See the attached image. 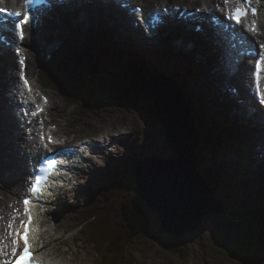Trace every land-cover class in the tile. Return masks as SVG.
<instances>
[{"label":"rangeland","instance_id":"374dc122","mask_svg":"<svg viewBox=\"0 0 264 264\" xmlns=\"http://www.w3.org/2000/svg\"><path fill=\"white\" fill-rule=\"evenodd\" d=\"M138 2L146 1V0H137ZM164 3L169 2L171 0H163ZM191 2L192 5H197L201 2H195L191 0H185ZM114 16V15H113ZM49 20L54 21L57 17L53 16L52 14L49 15ZM261 23V28H264V22ZM98 25L103 28L106 32H114L116 30V26L122 27L121 24L114 23L113 19L109 18L108 16H105V21L98 22L94 24L95 28L98 27ZM104 30H102L104 32ZM52 31V26L48 28L46 26V30L42 33L41 36H39L38 40L41 42H45L47 38H50ZM105 33V32H104ZM118 35H125L129 38V41L131 45L140 48L139 46L135 45L132 41L134 34H123L122 32H119ZM93 39H96L93 36ZM88 41H91L90 38H88ZM146 41H144L145 43ZM46 50L49 52V46L52 51L54 50V45L50 43V41H47ZM68 44L64 45V47H67ZM149 46H145L143 48H146ZM156 47L160 48H167L165 43L159 42ZM30 51V50H29ZM26 50V53L30 55V67L28 68V74L31 75L32 81L36 83V88L39 84V89H34L33 91L29 92L32 94L35 92L36 94L41 95L42 91L43 93H46L49 100L51 101V106L48 108L43 103L42 107H39L37 105V109L35 111V116L38 115L39 122L35 125V127H48L51 131L54 129V133L57 132L59 136L65 137L67 134L69 135V139L71 141V145L78 147L81 150L86 149L88 152H91L90 144L86 147H83L82 145L88 142H93L94 147H100L102 144H106V157L107 158H97L95 160H92L82 171H77L74 173L76 177L68 184L67 187V194L65 198H62V201H57V205L53 207L52 214L54 217L50 219L49 222L43 223L40 227V231H44V239L42 240L41 244V255L47 258L52 264H243L244 262L242 260L233 258V257H226L222 256L219 252V249L221 250L223 245H218L213 241V239L218 236V234L215 233L214 230H211V232H208L206 230V227L209 225L211 227H217L221 232H219L221 235L225 234L227 242L230 241L229 234L221 227L217 226L216 223L212 219H205L204 222L207 223V225L204 227V231L201 234L202 239V245L200 246L199 243H197L198 246L194 247L191 252L187 253L184 256H181L178 253H173L172 251H169L165 247H162L159 244V240L165 242L167 239H171V234H159V232L156 231V228L159 227L158 225H150L147 227L146 231H152L155 229L154 233H157L153 236H148L143 231L141 233L135 234L134 238L131 242V244L128 246V248H131L125 252L123 250L120 251L122 254V261L121 263H115L113 261V257H111L110 253L105 252V248L103 246V242L101 239V231L102 228H104L107 225V220H110L109 213H111V208L109 207V212H101L98 215V222L96 224L86 225L83 229H81L79 232H73L70 233V230L73 229V227L68 228L71 223L74 224V226H78V224L86 220L87 218L94 215L96 212H98L97 208L92 207V205L95 203L96 205H102V198H98L96 194L101 192L103 190V187L100 185V183L104 182H113L114 179H112L113 176L120 177L118 180L119 184H129L130 190H134V186L131 182L132 174L129 172V169L125 167V165L120 164L122 159L128 162V164H138L135 163V158L133 156L128 157L131 154H134L133 152H137L140 148V146L143 145L144 141V133L147 134L151 139L156 141H166V132L164 129H161L160 127L154 125L150 115L143 110L141 107H139L135 102L134 105H129L127 103V100L125 98L126 95L122 93L123 89H126L127 87L125 84L127 81H125L126 77H128V80H130L129 90L136 89L138 84L137 76L141 75L144 77L147 81H158L160 84H164V86H161L162 89H176V86L173 79H169V82H160L158 76L149 75L147 73H144L146 69L143 67V65L138 62L140 58L143 56H138L137 60L131 59L130 62H125L123 60V54H122V60L125 62L122 70V72H118V66L115 64V68H112V61L108 62L109 67L102 65L99 61L93 60L92 62V69L89 67V69L93 70V66L96 67V72L98 74L103 75V79L101 80V83L99 85L90 84V82L94 78V73L89 71L86 66V61L84 59L83 54H79L77 56L76 61L73 63H69L68 60H65L64 64L61 65L51 54L50 57L52 58L51 61H41L36 59V63L45 64V66L42 68V72L38 71L40 69L37 64L34 65L33 59H35L34 54L32 52H29ZM122 51L123 48H122ZM98 53V51H96ZM61 55H64L62 51H59ZM1 54V53H0ZM12 59L16 63V69L13 71V75L16 77L17 81L18 79V64L15 60V56L13 52L10 53ZM103 54V53H102ZM106 54V53H105ZM49 58V57H48ZM47 58V59H48ZM43 59V55H42ZM162 59L164 57L162 56ZM144 60V59H142ZM138 64L137 69L142 68V70H134L132 68V65ZM168 65V63H165ZM33 65V67H32ZM89 66V63H88ZM160 66L162 68H166L167 66L163 67L161 64ZM186 69L191 70L190 66H185ZM102 69L104 70H111L117 73L115 76H111L110 78L107 77V72H102ZM209 66H205V70H208ZM45 71V72H44ZM127 71L128 73H126ZM68 74V75H67ZM45 75H48L50 77L49 80H46V85H42L40 82L42 81L40 77H44ZM229 76V75H228ZM88 79H87V78ZM92 78V79H91ZM4 80H8L7 78L3 77ZM111 80L108 83L107 86H102L107 81ZM40 81V82H39ZM20 82V81H19ZM84 82H89L87 85L88 88L84 90ZM135 82V83H132ZM173 82V83H171ZM38 83V84H37ZM248 85V84H247ZM110 86L111 88H108ZM229 92H234L233 85H229L227 87ZM11 94L9 98H14V103L17 104L18 100L16 97V91L14 88H10ZM108 92L109 94H106L103 97V92ZM127 91V92H128ZM247 92L250 94L249 90ZM175 93L177 91L175 90ZM236 95H238L237 91L234 92ZM251 100L256 105L255 98L250 94ZM129 99L130 97L127 96ZM134 101L133 97H131ZM33 99L30 98V101ZM243 100V99H242ZM226 102H229V99H225ZM249 101V100H248ZM88 105V106H97L100 109L92 111L96 114L94 118L89 117L86 115L88 112L87 109H84L82 105ZM5 104L0 105V110L5 111ZM8 106V104H7ZM233 106V105H231ZM39 107V108H38ZM234 107V106H233ZM38 109H43V111H37ZM232 109V108H231ZM227 106H224L222 109L219 110L221 113H226L228 115L229 111L231 110ZM143 111L145 113L144 116H140V113L137 112ZM252 111H258L261 115L263 113L260 106H250L248 107V113L250 114ZM6 116V121L10 122L11 120V114L9 112L3 113ZM248 114V115H249ZM3 117V115H0V119ZM46 118V120H44ZM247 121L241 120L237 117V120L239 121L236 125L235 130L239 132L240 127L245 132H252L251 138L252 141L248 142L245 148L249 149L246 152V155L239 157V149L235 151V154L229 153V157L233 156L232 159L227 160V164H223L220 162V165L218 167L221 168V173L216 170V165H210L208 164L206 167H203L202 172L203 174L209 179L210 183L214 186L218 184V189L221 191V193L230 199V205L226 203L225 206L221 207V213H217L216 215H219L222 217L223 213H225V219L228 222H231V220L238 221L243 228H241L240 233L244 232H251L252 228L256 225L262 226L264 224V207H260L257 203L252 201V199L255 196L256 192V186L259 184L261 177L258 176L256 178L251 179L247 183V187L243 189H232V186L226 179L223 178L221 175H226V177L231 179V171L228 164H238L240 161H238L239 158H242L241 164L244 167H250L248 165H251L254 167L256 165V159H257V151L258 147L260 146V143L264 142L263 133H258V128H254L253 126H248L249 120H254V117L247 116ZM239 123H242V125L239 126ZM215 124L216 129L219 131L221 126L218 123H206L203 125L205 127L206 125H212ZM1 125V123H0ZM6 125V124H5ZM21 134L19 133L17 135H20V137L23 140V135L26 133L25 129L26 127L21 125ZM73 127H75L74 130ZM255 129V130H254ZM1 130V128H0ZM132 131L130 134H125L124 136L120 137L118 139V143L113 146V143L109 140V133L110 131H117L120 134L126 133V131ZM59 131V132H58ZM66 132V133H65ZM223 139V135L220 133ZM25 136V135H24ZM221 139V140H222ZM229 140V139H228ZM137 141V148L135 149L133 146V142ZM230 141V140H229ZM242 142V141H241ZM5 143V140L3 141V144ZM258 143V144H255ZM3 144H0V153L2 154L3 149H6L3 147ZM168 145V144H167ZM24 147V144L21 141H15L13 144L9 145V148L12 150H15L16 152L18 149L22 151V153H27L28 156H30V152H25V149H22ZM244 147V146H242ZM168 151L169 154L171 152V148L168 146H163V148H160L161 154H163V150ZM224 149V148H223ZM197 152V151H196ZM196 154H200L199 151ZM83 155V154H82ZM86 156V154H84ZM196 156V155H195ZM4 157V156H3ZM7 160L9 161L10 168L14 169L16 171V167L14 165V158L15 155L13 153H8V155H5ZM127 157V158H126ZM171 157H179L178 156V150L177 148H172ZM1 159V157H0ZM214 161H219L217 159H213ZM3 161V160H2ZM206 160L205 162H207ZM5 162V161H4ZM113 163H116V167H113ZM148 163V161L146 162ZM206 164V163H204ZM8 164H0V188L2 185H10L13 183L12 186H15L13 189H19V183L16 182L17 180V174L15 173L14 181H11L8 179V170H7ZM113 167V169L111 168ZM138 166H134L132 168L136 169ZM216 167V168H215ZM17 168H19L17 166ZM219 168V169H220ZM109 169V170H108ZM202 172H200L202 174ZM247 172H250L247 170ZM104 178H107L108 180L105 181ZM220 179L224 180L221 181ZM17 183V185H16ZM114 183V182H113ZM236 185V184H235ZM130 191L127 189H123L120 187L116 188L115 191V199L114 204L112 207H118L122 204H130V199L134 196V194L130 195ZM138 193V194H137ZM137 193H135V197L138 198L139 191L137 190ZM258 194V193H257ZM3 195H0V199L2 201H5L2 197ZM218 199V196H217ZM219 200V199H218ZM81 201V202H80ZM97 201V202H96ZM134 200H132L133 202ZM192 202L193 199L190 197L188 204ZM80 202V204H79ZM6 205L9 206V203H6ZM214 206L216 207V203H214ZM252 207V208H251ZM226 209H237L239 212V215L235 212H228ZM82 210V211H79ZM244 210H247V213H244ZM151 214H154L152 210H150ZM240 217H245L242 219L243 221H240ZM67 218L68 223L65 228L61 227V224H59L60 218ZM113 218V216H112ZM157 218V217H156ZM153 221L156 222V219L153 218ZM57 223H55V222ZM157 221H159L160 226V218H157ZM116 222L119 223L118 218H116ZM121 222V221H120ZM157 223V222H156ZM121 225V223H120ZM118 226V225H117ZM257 226V227H259ZM124 227H122L123 229ZM264 228V225H263ZM181 229V226H178V232ZM234 229V226L232 227ZM104 231V229H103ZM195 233L196 230H192L187 233H178L179 236L182 239H185L188 234ZM240 233L234 238L241 239ZM181 234V235H180ZM209 234V235H208ZM114 233H112L110 236H113ZM142 235L140 239H134ZM109 236V235H108ZM210 236V242L208 241V237ZM219 240H223L224 237H219ZM134 241V242H133ZM156 241V242H155ZM175 241V240H173ZM196 242H199V238L197 237L195 239ZM133 243L137 246H133ZM232 243L228 245V249L232 248ZM97 246V247H96ZM121 247V246H120ZM138 249V250H137ZM223 251V250H222ZM128 258V260L126 259ZM112 260V262H111Z\"/></svg>","mask_w":264,"mask_h":264},{"label":"bare ground","instance_id":"6f19581e","mask_svg":"<svg viewBox=\"0 0 264 264\" xmlns=\"http://www.w3.org/2000/svg\"><path fill=\"white\" fill-rule=\"evenodd\" d=\"M16 4L19 0H9ZM113 1V0H110ZM125 3L129 6V8L134 12L130 14L128 11H119L116 9L114 3H102L100 1H95V4H82L78 5L79 9L75 10L76 7L74 5L70 6V10L72 12L65 13L66 16H72L73 20L66 21L65 16H60L56 21L58 24L57 31L53 28V21L49 19L46 21L45 25L50 28L52 26L51 34H53V45L55 52L51 50L49 46V53L61 64L63 65L65 60H68L69 63H73L76 61L77 56L79 55L81 49L85 50V57L89 62V67L92 69V62L99 60V62L109 67L108 62L112 61V68H115V64L119 66H124L125 62L131 61L130 53L132 54V45L129 41V38L125 35H118L119 32L128 34H134L132 39L133 43L139 47L149 46V54L143 55L142 58L149 57V66L144 73L149 75H154L159 77V81L169 82V79H173L176 91L175 93L173 89H160L157 91V95L162 96L164 100L167 98H175L177 101V125L183 130L184 135L180 137L178 140L181 143V146L178 150L179 157H170L167 162L174 161V159L178 158L180 167L185 168V174L191 173L198 181L202 182L207 189L213 194L215 200L222 206H225L230 203V199L225 197L221 191L218 189V184L216 186L212 185L209 179L203 174L202 169L206 167L208 164L216 165V170L221 173V168L218 167L220 162L223 164H227V160L232 159L233 156L229 157V153L235 154V151L241 148L239 155L244 156L246 152L244 151V147H242V139L247 140V137L241 132L235 130L236 125L239 119H246L247 116L254 117V120H249L248 126H253L254 128H258V132L263 133L264 137V116L259 114L256 111H252L250 114L248 113V107L254 106L253 101L251 100V96L244 90L245 79L248 77H238L239 73L236 76L229 77L230 66H227L222 61L223 55L221 54V49L216 47L215 42L218 41L221 45H223L225 52L227 55L229 54V49L231 45H235L231 51V54H235V52L239 49L238 43L239 38L243 35L247 34L251 25L256 23L255 21H250L249 19L242 20V24H236L235 21L229 20L227 18L226 13L230 10L234 9L237 6H241L239 0H230V3L225 6L223 5V0H216L215 7H209L207 4H211L210 0H191L195 2H201L197 5H192L191 2L185 0H178L180 7L179 11L176 13L174 19H169L167 13L164 11L163 5L165 4L163 0H146L141 3L137 0H124ZM174 1V0H171ZM170 1V2H171ZM207 2V4L205 2ZM77 2L83 3L84 0H78ZM2 0H0V4ZM157 4V5H156ZM251 6L257 8V15L260 16V21L264 22V0H251ZM172 4H169L171 6ZM220 5V7H217ZM140 9V11H137ZM199 9V11H197ZM161 11V15L157 17L155 26L149 27L151 25L152 19H150L151 12H155L156 15H159L157 11ZM114 15V16H113ZM105 16H108L110 19L112 18L114 23L121 24L122 27L116 26V30L114 32H106L99 25L95 28L94 24L98 22L105 21ZM254 18L256 16H252L249 11V18ZM1 23V19H0ZM248 26V30L244 31V27ZM3 30V28H2ZM104 30V32L102 31ZM259 30V29H258ZM260 33H256L253 37H256L253 43H250V46H255L260 49V45L264 44V28H260ZM93 36L96 39H93ZM156 36L162 37L167 48L165 50L160 51V47H156L157 40ZM239 36V38H238ZM153 37V38H152ZM90 38L91 41H88ZM152 38V39H150ZM247 39L248 36L244 37ZM15 42V38L12 39ZM148 40V41H147ZM144 41L149 42V45L145 44ZM68 44L67 47L64 45ZM122 48L124 51H122ZM59 51H62L64 55H61ZM98 51V53L96 52ZM1 53V51H0ZM103 53V54H102ZM106 53V54H105ZM123 54V61L122 60ZM159 54V58L155 59ZM162 56L164 59H162ZM33 63L34 65L40 68L38 71L42 72V64L36 63V57H34ZM38 60H40L38 58ZM47 61V60H44ZM165 63H168L165 64ZM214 63H216L214 65ZM160 64L166 68H162ZM185 66H190L191 70L186 69ZM205 66H209L208 70H205ZM33 67V65H32ZM16 69V63L9 55H0V105L3 106L5 104V112H11L14 104V98H9L11 94L10 88L15 89L16 97L18 98V94L22 92L23 87L19 81H17L16 77L13 75V71ZM96 67L93 66V72L96 77L93 78L94 83L99 85L101 80L103 79L102 74L96 73ZM124 70V68H123ZM214 71V77L216 79H211L208 76L210 71ZM245 71H249V67L242 69ZM45 72V71H44ZM102 72H107L106 75L108 78L111 76H115L117 73L111 71L109 69L104 70ZM128 73L127 71H125ZM246 72V73H247ZM68 75V74H67ZM3 77L8 80H4ZM238 77V78H237ZM24 78L27 83L24 84V87L27 86L32 87L31 80L24 72ZM87 78V77H86ZM42 80L40 83L44 86L46 85L45 81L49 80L50 77L45 75L44 77H40ZM88 79V78H87ZM92 79V78H91ZM187 82L186 86L183 85V82ZM149 82V81H148ZM38 84V83H37ZM112 84V83H111ZM144 86H148L146 83ZM164 84H160V86H164ZM229 85H233L237 87V85L241 88V91L238 95L234 92H229L227 87ZM85 87V84H84ZM259 92L261 96L264 95V82H259ZM36 89H39V84ZM263 89V90H262ZM189 93L192 92L191 96L195 102V113H192L190 109V105L188 103ZM26 97L28 98V93H26ZM225 99H229V102H226ZM239 99H243L244 102H240ZM249 100V101H248ZM8 104V106H7ZM233 105V106H231ZM224 106L228 108H232L228 115L226 113L219 112ZM29 106L22 105V107L18 106L17 110L19 113L24 114L25 110H28ZM25 109V110H24ZM161 120L168 126L171 127L174 118L172 111V107L170 104L166 106L162 104L161 107ZM4 110H0V115L3 117L0 119V144H3V141L7 140L11 142L17 137L18 133L21 134V125L28 124L34 122L32 116L29 118H21L19 119L14 116L13 120L10 122L6 121V116L3 114ZM138 112V111H137ZM140 113V112H139ZM249 114V115H248ZM24 116V115H22ZM141 117L144 115H140ZM201 118V121L198 119ZM199 122H221L223 124V132L226 136V141L224 145V149H217V156L215 159L219 161H214L213 159H208L202 157L200 154H196L198 152V147H194L191 143V139L193 135L200 133L199 128L197 127V123L195 120ZM46 120V118H44ZM202 123V124H203ZM6 124V125H5ZM189 128V129H188ZM50 134H53L52 132ZM201 137H206L200 133ZM55 139V138H54ZM230 141H229V140ZM16 140L21 141L22 138H16ZM8 142L4 144L7 145ZM241 143V144H240ZM190 145V148H189ZM220 145H223L222 141H220ZM257 151V159L256 165L252 167H244L240 162L238 164H228L230 167V171L232 173L231 179L223 176L232 186V189H243L248 185L247 183L258 176L261 177L259 184L256 186L255 196L252 199L255 203L260 205V207H264V142ZM42 152L43 149L37 150ZM197 151V152H196ZM102 152H106L102 150ZM8 153H13L15 155L14 165L16 167L17 181L20 182L22 178H26L27 175H30L29 168L30 164L28 155L21 154V150L18 149L16 152H12L10 150L3 151L0 153V164L3 162L8 164L7 170L10 172L11 168L9 166V161L5 157ZM196 155V156H195ZM4 156V157H3ZM106 157V153L103 155ZM134 157L136 160L140 159L141 163H146L149 159H146L140 151L134 153ZM33 159H35L33 157ZM208 160L207 162H205ZM88 159L86 160V162ZM239 161V159H238ZM206 163V164H204ZM17 166L19 168H17ZM171 169H173L169 174L173 178L175 185L179 189H189L187 183L189 182L191 185L195 186L194 178L189 180L181 171L180 167L175 163H170ZM190 168V169H189ZM220 168V169H219ZM249 170L250 172H247ZM202 172V174L200 173ZM21 178V179H20ZM114 183H118L120 177L113 176ZM107 181V178H104ZM221 181H224L220 179ZM236 184V185H235ZM195 191H197L195 186ZM23 184L20 183L19 189L17 191L20 196L26 195V197L30 198V193L27 190H23ZM258 193V194H257ZM200 195V194H199ZM218 196V199H217ZM31 201V198H30ZM147 204V202L144 201ZM197 205L200 207H204L208 205V200L206 198H200L197 201ZM150 209L149 205L147 204ZM30 215L35 216V211L32 206V203L29 205ZM252 208V207H251ZM20 211L24 212L25 207L20 203L19 204ZM151 210V209H150ZM236 210L237 209H232ZM155 214V217L159 218L157 213L152 210ZM226 211L232 212L230 209H226ZM167 212V210L165 211ZM244 213H247V210H244ZM217 214V213H216ZM219 216V215H218ZM240 221H243L245 217H240ZM236 224H240L238 221H233ZM32 224V223H31ZM241 225V224H240ZM242 227V226H241ZM243 228V227H242ZM179 235V234H172ZM181 235V234H180ZM215 242V239H213ZM156 242V241H155ZM216 243V242H215ZM159 244L162 247H165L161 242ZM166 248V247H165ZM167 249V248H166ZM138 250V249H137ZM181 255V254H180ZM182 256V255H181Z\"/></svg>","mask_w":264,"mask_h":264},{"label":"water","instance_id":"95a60500","mask_svg":"<svg viewBox=\"0 0 264 264\" xmlns=\"http://www.w3.org/2000/svg\"><path fill=\"white\" fill-rule=\"evenodd\" d=\"M137 79L139 84L135 89L137 90V97L132 96V91H128L130 82L125 84L128 87H125L126 89L122 91V93L126 96L133 97L134 102L150 115L154 125L165 130L168 145L179 150L181 143L178 140L184 135L183 130L185 128L181 130L177 125L176 99L167 98V100H164L161 94L157 95V91L161 89L158 81L148 82L141 75L137 76ZM143 83H148L149 85L144 86ZM162 104L166 106L170 104L174 115H176L171 127H168L161 120L160 107ZM199 138L198 134L193 135L191 143L194 147L197 146ZM177 161L178 158L171 162H175L180 167ZM171 162L150 160L148 163L141 164L137 171V178L135 181V186L139 191L141 201L147 202L150 209L154 210L159 216L162 227L161 232L163 234L187 233L201 227L203 221L209 218L212 219L217 226L223 228L230 237L232 235L233 238H235L238 235L237 227L234 226V229H225V217L223 215L222 217L216 215V213L222 212L219 208V203L215 200V197L207 187L202 182L195 179L191 170L189 173L185 174V168L180 167V171L189 180L194 178L197 191L194 189L195 186L191 185L189 182L187 183V186H189L188 190L179 189L175 185L173 178L169 174L173 170L170 167ZM190 197L193 201H190L188 204ZM203 197L208 200V205L200 207L197 205V201ZM214 203H216V207ZM166 210L167 212H165ZM179 225L181 229L176 232ZM252 229L260 230V227H254Z\"/></svg>","mask_w":264,"mask_h":264},{"label":"trees","instance_id":"16d2710c","mask_svg":"<svg viewBox=\"0 0 264 264\" xmlns=\"http://www.w3.org/2000/svg\"><path fill=\"white\" fill-rule=\"evenodd\" d=\"M138 64L132 65V68L134 70H142V68L137 69ZM125 81H127V84L130 82V80H128V77H126ZM183 82V81H182ZM111 83V82H110ZM135 83V82H133ZM187 82H183V85L186 86ZM128 87V86H127ZM125 89H123L122 91H124ZM129 90V88H128ZM132 96L137 97V90L132 89ZM186 91V90H185ZM107 91L104 92L105 94H109ZM186 93L189 95L188 98V103L190 105V109L192 111V113H195V102L193 97L191 96L192 92H188L186 91ZM127 103L129 105H134V101L132 100V98L130 97V99L125 96ZM140 115H145V113L143 111H139ZM198 119L201 121V118L198 117ZM197 120V127L200 126V124L203 123L199 122ZM199 128V127H198ZM135 153V152H133ZM140 161V159H139ZM125 165V167L127 169H129V172L133 175V171H135V173L137 172V170L140 168L139 165H137L138 167L136 169L132 168L133 166H131L130 164L128 165V163L123 164ZM124 189H129V185L127 183L124 184L123 186ZM131 193L130 195L134 194V196L130 199L129 203L130 204H122L119 205L118 207H112L113 204H110L108 206H110L111 208V213H109L110 216V222H107V225L102 228L101 231V239L103 242V246L105 248V252L106 253H110L111 257H113V261H115V263H121L122 261V254L120 253L121 250H123L125 252V249L128 248V246L131 244L134 235L141 233L143 231V233H145L148 236H153L154 235V230L152 231H146L147 227L154 224L157 225L156 222L153 221L151 215H150V209L148 208L146 203H142L141 201H137L136 197H135V191L129 190ZM132 200H134L132 202ZM145 205V206H143ZM105 207L104 209L101 210V212H109V207ZM147 207V208H146ZM149 209V211H148ZM100 212V213H101ZM155 216V214H153ZM113 216V218H112ZM223 216L225 217V213H223ZM116 218H118L119 223L116 222ZM98 217L94 216L93 219L88 223V225L90 224H96L98 222ZM121 221V222H120ZM121 223V225H120ZM225 229H232L233 226L237 227L238 229V233H240L241 230V225L240 224H236L235 222H233V220H231V222L226 221L225 222ZM118 225V226H117ZM264 225V224H263ZM122 227H124L122 229ZM200 228V227H199ZM104 229V231H103ZM158 230H161V228H158ZM112 233H114L113 236H110ZM163 234V233H161ZM217 234V233H216ZM109 235V236H108ZM221 234H219L220 236ZM224 235V234H223ZM241 239H233V236L231 235V237L229 236L228 238L230 239L229 242H227L226 239V235L224 236L225 240H219L218 236H216L215 238V242L218 245H223L224 248H222L221 250L219 249V252L222 256H226V257H233L239 260H242L244 263L243 264H264V228L263 226L260 227V230H251V232L247 233V232H242L239 234ZM142 237V235L137 236L134 241L136 239H140ZM173 240H181V237L179 235H172L171 239H167V241L165 242V244L163 243L164 240L160 241L161 244H163L169 251H172L173 253H178L181 254L182 256L186 255L187 253L191 252L192 248L198 246L196 244V242L189 244L188 242L184 241L187 243V245H182L183 242H175ZM183 240V239H182ZM133 241V242H134ZM211 243V242H210ZM230 243H232V248L231 251L230 249H228V245H230ZM121 246V247H120ZM133 246H137V243L134 244ZM132 247V246H131ZM130 247V248H131ZM130 248H128L126 251H128ZM190 249V251H188ZM223 250V251H222ZM125 254H127V252H125Z\"/></svg>","mask_w":264,"mask_h":264},{"label":"snow or ice","instance_id":"6c2138e0","mask_svg":"<svg viewBox=\"0 0 264 264\" xmlns=\"http://www.w3.org/2000/svg\"><path fill=\"white\" fill-rule=\"evenodd\" d=\"M25 2L29 5H31L33 3V0H25ZM45 2H50V0H45ZM240 5L241 6H237L234 9L230 10L229 12L226 13L227 18L229 20L235 21L236 24H242V20L243 18H245L248 13L249 10L251 12L252 16H256L257 15V8L256 7H251L249 9V7H246L245 5H250L251 0H239ZM230 3V0H223V5L227 6ZM217 7H220V5H217ZM0 11H4V9H0ZM137 11H140V9H137ZM197 11H199V9H197ZM15 15L19 16L20 13H16ZM31 19L32 17L29 16H24L23 19H21L19 22L15 23V29L19 32L20 35V39L23 40L24 37V25H29V32H31ZM244 31L248 30V26H245ZM251 31L255 32L256 31V26L255 23L253 22V24L251 25ZM260 49L261 51L256 53V56L258 57V59L256 60L255 63V73H256V88H257V95L258 93V89H259V77H260V73L262 71V65H264V44L260 45ZM16 51L18 52L19 49H16ZM24 61H20V64L23 65ZM23 79V77H21ZM25 83H27L26 79H25ZM29 90L30 87H29ZM46 101V98H45ZM261 103H264V98L261 99ZM37 111H43V109H38ZM36 113L34 112L33 115H35ZM44 137L41 136V140H43ZM48 142L49 143H55V141L51 138L48 137ZM45 147H47V144H45ZM41 159H43V164L42 165H38L36 170L33 172V176H34V180L35 182L31 184L29 191L33 192V193H38L40 191V187L42 184H44L47 179L48 176L44 175L41 176L39 174H36L39 171H43L45 173L51 172L55 166V161L46 159L41 157ZM31 201L30 198L25 197L23 200V204L25 205V215L28 216V221L27 223L25 222H21L22 223V227L24 228L23 233L17 231L16 232V239H14L12 241L13 247H12V258L9 260H2L0 261V264H39V262L35 261L33 259V253L31 252L30 249V242H29V231H30V225H31V221H32V217L30 215V205ZM9 228H11V224H9ZM23 241L24 247L23 249H19L18 248V244L19 241ZM19 252V255H17V253ZM0 255H4V253L2 252V250H0Z\"/></svg>","mask_w":264,"mask_h":264}]
</instances>
